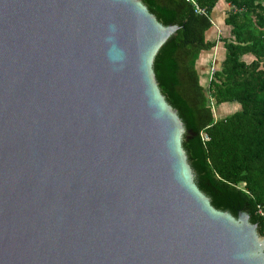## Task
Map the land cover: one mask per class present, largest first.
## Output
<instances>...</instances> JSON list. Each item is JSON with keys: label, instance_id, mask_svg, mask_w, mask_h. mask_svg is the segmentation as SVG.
<instances>
[{"label": "water", "instance_id": "water-1", "mask_svg": "<svg viewBox=\"0 0 264 264\" xmlns=\"http://www.w3.org/2000/svg\"><path fill=\"white\" fill-rule=\"evenodd\" d=\"M139 0H0V264H264L195 184Z\"/></svg>", "mask_w": 264, "mask_h": 264}, {"label": "trees", "instance_id": "trees-1", "mask_svg": "<svg viewBox=\"0 0 264 264\" xmlns=\"http://www.w3.org/2000/svg\"><path fill=\"white\" fill-rule=\"evenodd\" d=\"M139 1L162 26L178 27L157 52L153 71L185 128L182 147L195 184L214 209L235 218L246 213L264 238V0ZM219 2L227 7V35L217 41L212 32ZM217 42L223 59L204 86L197 64ZM211 101L238 109L217 118Z\"/></svg>", "mask_w": 264, "mask_h": 264}, {"label": "rangeland", "instance_id": "rangeland-1", "mask_svg": "<svg viewBox=\"0 0 264 264\" xmlns=\"http://www.w3.org/2000/svg\"><path fill=\"white\" fill-rule=\"evenodd\" d=\"M218 5V4H217ZM217 8V7H216ZM218 11V10H217ZM224 17V10H221L219 15H217L216 21L213 20L214 25L216 26V31H213L214 39L218 41V37H224L227 35V29L224 27L222 19ZM218 26V27H217ZM220 34V35H219ZM218 36V37H217ZM223 59V50L221 42H217V46L209 54L202 55L198 61L197 69L201 76L202 85L206 86L211 78L212 71L214 66H218L220 61ZM213 67V69H212ZM211 106L213 108L214 114L217 118H223L231 115L236 109L237 105H226V106H215L214 101H211Z\"/></svg>", "mask_w": 264, "mask_h": 264}, {"label": "crops", "instance_id": "crops-1", "mask_svg": "<svg viewBox=\"0 0 264 264\" xmlns=\"http://www.w3.org/2000/svg\"><path fill=\"white\" fill-rule=\"evenodd\" d=\"M217 8H215V11H214V14H213V17H214V20L216 21V18H217V15H219V13L221 12V10H224V17H225V11L227 9V7L225 6V4L223 2H219L218 5L216 6ZM218 10V11H217ZM224 17L222 19V22L224 21ZM218 27V26H217ZM213 33V32H212ZM209 54V53H207ZM205 54H203L204 56Z\"/></svg>", "mask_w": 264, "mask_h": 264}, {"label": "built area", "instance_id": "built-area-1", "mask_svg": "<svg viewBox=\"0 0 264 264\" xmlns=\"http://www.w3.org/2000/svg\"><path fill=\"white\" fill-rule=\"evenodd\" d=\"M212 69H213V67H212ZM202 139L204 140V141H207L208 140V137L206 136V135H202ZM259 213H260V215L261 216H264V210L263 209H261V208H259Z\"/></svg>", "mask_w": 264, "mask_h": 264}]
</instances>
